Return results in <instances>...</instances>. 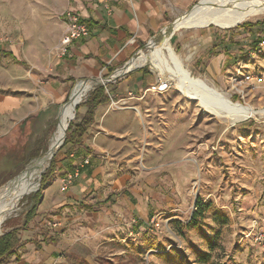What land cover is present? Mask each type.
Segmentation results:
<instances>
[{"label":"rangeland","instance_id":"1","mask_svg":"<svg viewBox=\"0 0 264 264\" xmlns=\"http://www.w3.org/2000/svg\"><path fill=\"white\" fill-rule=\"evenodd\" d=\"M69 1L0 0V94L24 90L32 74L41 77L50 71L64 47V12ZM260 21H264V13L241 18L231 26L210 23L174 28L173 36V31L169 32L170 43L185 68L197 77L191 87L200 88L216 108H225V96L236 103L264 108V45L260 44L264 24L248 25ZM241 27L240 34L234 36L232 33ZM210 31L214 42L211 56L204 62L199 58V63V45L192 44V38ZM225 35L244 44L236 46L240 51L219 65L216 43ZM3 49L12 51L17 60ZM159 59L174 69L167 50H162ZM141 70L146 73L144 82L110 103L116 113L130 119L128 135L116 139L120 152L115 157L117 171L111 172L114 178L83 198L92 202L97 197L101 201L109 197L113 203L86 206L88 214L84 213L75 226L65 227L62 251L49 264H264V116L231 122L177 87L162 86L161 70L150 61L129 73ZM129 73L108 82L112 84L109 88L122 83ZM86 82L74 85L61 119L59 105L44 118L42 131L30 136L29 125L20 140L13 136L0 142V157L21 152L18 145L28 139L40 150L17 175H13L14 161L1 159L0 201L18 185L27 189L3 218L0 235L25 225L32 208L28 201L40 196L46 185L42 186L43 176L53 178L66 147L58 154L55 170L50 169L52 162L44 168L64 139H60V131L74 117L77 103L82 116L83 104L100 85L88 82L89 90L73 102L80 83ZM73 121H78L76 116ZM2 130L4 126H0V134ZM118 181L123 188L114 189ZM123 194L130 197L127 202L114 203ZM217 214L227 216V222L216 218ZM44 229L38 234L48 238L49 230ZM205 253L210 256L202 262ZM34 254L31 264H48L42 260L40 249L33 253L20 244L0 264L23 263Z\"/></svg>","mask_w":264,"mask_h":264},{"label":"crops","instance_id":"2","mask_svg":"<svg viewBox=\"0 0 264 264\" xmlns=\"http://www.w3.org/2000/svg\"><path fill=\"white\" fill-rule=\"evenodd\" d=\"M197 1L199 0H70L68 9L81 15L82 21L90 28L89 36L78 38L63 49L48 73L41 77L32 74L24 90H17L10 95L0 94V126H4L0 136L31 116L43 113L44 119L50 110L68 100L79 80L111 75L123 67L140 47L146 45L180 14L192 8ZM240 29L242 27L232 34H240ZM192 39V44L199 45L198 59L201 58L204 62L211 56L210 50L214 45L212 31L202 33L201 36L196 34ZM242 44L244 43L233 36L220 37L216 43L220 52L219 65L232 58L231 55H236L240 51L237 48ZM198 62L200 63V59ZM145 74L142 70L129 73L122 83L114 86L118 89L115 97L125 92L132 93L136 86L144 82ZM88 82L91 81L86 83ZM110 103L101 104L95 109L94 121L82 141L66 146L65 156L60 159L53 178L46 183L39 197L28 201V207L36 204L35 216L21 231L20 246L23 245L26 251L33 253L40 249L44 254L42 260L48 264L62 251L61 243L67 232L65 227L72 223L75 226V222L81 220L84 213L88 214L87 209L93 203L107 200L101 201L97 197L88 202L83 198L93 191L98 192L114 178L112 174L117 171L115 157L120 152L116 139L128 135L130 129V119L116 113L115 109L110 108ZM82 107V116L79 117V108L76 123L86 117L88 107L84 104ZM36 121L33 119L30 123L35 125ZM87 158L89 162L85 163ZM77 169L79 176L68 189H64L63 179ZM121 185V181L116 182L114 189L121 188ZM127 198L130 197L123 194L114 203L125 204ZM109 202L113 203V200ZM42 229L49 230L48 238L38 234L40 230L41 234ZM34 258L35 254L18 264H31Z\"/></svg>","mask_w":264,"mask_h":264},{"label":"bare ground","instance_id":"3","mask_svg":"<svg viewBox=\"0 0 264 264\" xmlns=\"http://www.w3.org/2000/svg\"><path fill=\"white\" fill-rule=\"evenodd\" d=\"M263 13H264V0H203L194 8H192L184 15L179 17L174 22L173 29L180 27H189V26H203V25H208L210 23H216L223 26H231L241 18L253 17ZM168 34L169 32L163 31L162 33L154 37L151 40V45L148 48H145L142 52L138 53L137 56L128 65L127 69L132 70L150 61L156 69L161 70L160 77H161L162 86L177 87L182 92L190 95L193 98V100L199 99L200 100L199 104H201L205 108H208L216 115L231 122L244 120L250 117L264 116V108L257 109L254 108L253 106H246L242 103L233 102L232 100H230L229 96L223 97L224 105H225L224 109L216 108L210 102V99L204 96L205 93L199 91L200 89L199 87L198 90L192 88L190 83H195L197 77L195 78L194 76L196 75L194 76L192 75V73L189 71L190 70L189 68H188L189 70L185 68L182 59L176 53L175 49L171 45ZM162 50L168 51V57L173 62L174 69H171L166 65V63H164L162 60L159 59ZM123 71L124 70H120L117 73H122ZM178 73L180 74L181 77L178 75ZM88 81L95 83V81L92 80H88ZM88 90H89V84L87 83L80 84L73 98V102L76 103V101L79 100V98H81ZM217 100L221 102L220 98ZM78 104L79 103H77V105ZM73 114L74 117L69 121L67 127L65 126L66 129L68 128L70 122L73 121V119L75 118L76 112ZM66 129L65 130L62 129L60 131V135L62 136L60 138L61 140L65 136V133L63 131H66ZM47 160L48 158L44 159L45 164ZM25 171H23L22 174ZM22 174H20V176ZM20 176H18L16 179H18ZM15 180H13L12 183ZM26 189L27 188L25 186L18 185L14 189L13 193L10 192L11 194L7 195V197L4 200L0 201V224L2 223L3 218L15 206L16 201L26 191Z\"/></svg>","mask_w":264,"mask_h":264},{"label":"trees","instance_id":"4","mask_svg":"<svg viewBox=\"0 0 264 264\" xmlns=\"http://www.w3.org/2000/svg\"><path fill=\"white\" fill-rule=\"evenodd\" d=\"M260 24L261 25L264 24V21H260V22H257L254 24H248V25L249 26H259ZM257 42L258 41L256 39L254 41V43H257ZM2 52L6 55L14 57V54L12 51H7V50L3 49ZM14 59L17 60L15 57H14ZM110 86H112L111 83H108L106 85L100 84V85L96 86L95 89L90 94V97L84 103V105L88 107L86 117L79 123H75L74 121L70 122V125H69L68 130H67L66 141H65L64 145L62 146V148L54 156L52 164L50 166L51 170H54L55 162L57 161L58 154L68 144H77V143L82 141L83 136L88 132L90 125L94 121L95 109L101 104L112 102L114 100V97L116 96V94L118 92V89L114 88V87L109 88ZM107 89H108V91H106ZM78 105L76 107V109H77L76 110V119L78 118V110L80 108ZM64 109H65V105L62 106V108H61V111L59 114V119H61V116H62ZM52 111H53V109L50 110L49 114ZM33 119L37 120L36 121L37 123H35V125L30 123V121ZM43 120H44L43 119V113H39L37 115L29 117L28 119L16 124L9 131V133L0 136V142L3 140H7L13 136L15 137V140L16 139L20 140V138L24 135V132L27 130L29 125H31V133H30L31 135L30 136H33V133H36V132L38 133V132L42 131V121ZM35 143L36 142H34V146H33L31 141H29V139H28L22 145H18V148L21 149V152L16 153L14 155H10V156L6 155L3 157H0V165L2 164V162H1L2 158H3L2 160H5L6 162L10 161L12 159L14 161L13 166L15 167L13 175L19 174L21 172V170L24 168L26 163H28L30 160L36 158L39 155L40 150H38L36 148ZM39 158L33 160L31 162V164L28 166V168L26 169V171L32 166V164L37 162L39 160ZM49 179H50L49 177L43 176L42 186L45 185ZM110 200H111V198H108L104 202H98L97 205L104 206V204L109 202ZM35 209H36V205H33L32 208L27 212L25 225L23 227L22 226L21 227H14L10 231H5L2 235H0V260H3L4 258L13 254V252L16 251L17 247L19 246V244L21 242V231L24 230L26 228V226L30 223V221L34 218ZM216 218H221L223 220V222H227V220H228L227 216L221 215V214L220 215L217 214ZM209 256H210L209 253H205V254L201 255L202 262H205L209 258Z\"/></svg>","mask_w":264,"mask_h":264},{"label":"built area","instance_id":"5","mask_svg":"<svg viewBox=\"0 0 264 264\" xmlns=\"http://www.w3.org/2000/svg\"><path fill=\"white\" fill-rule=\"evenodd\" d=\"M64 18L66 23V31L62 37V43L65 49L74 40L87 37L90 34V28L87 23L83 22L81 15L72 9H68L64 12ZM261 45H264V40L261 41ZM85 163L89 162V158L85 159ZM79 170L70 172L63 179V188L68 189L74 182V180L79 176Z\"/></svg>","mask_w":264,"mask_h":264},{"label":"water","instance_id":"6","mask_svg":"<svg viewBox=\"0 0 264 264\" xmlns=\"http://www.w3.org/2000/svg\"><path fill=\"white\" fill-rule=\"evenodd\" d=\"M199 3V2H198ZM197 3V4H198ZM196 4V5H197ZM196 5H194V6H196ZM193 6V7H194ZM192 7V8H193ZM192 8H190V9H192ZM189 9V10H190ZM187 12V11H186ZM176 21V19L173 21V22H171L170 24H168V25H166L165 27H163L160 31H159V33H162L163 31L164 32H172L173 31V26H174V22ZM158 33V34H159ZM175 32L173 31V34H174ZM158 34H156L155 36H157ZM173 34H172V36H173ZM155 36H153L151 39H150V41L143 47V50L145 49V48H148L150 45H151V40L155 37ZM171 36V37H172ZM140 52V51H139ZM139 52H137V53H135V55L129 60V61H127L124 65H123V67L121 68V69H118V70H124L122 73H117L118 72V70L116 71V73L115 74H112V75H110L109 77H107V78H105V79H98V78H91V79H82V80H79V81H88V80H92V81H95V83H98V84H107L108 82H111V81H113L114 79H116V78H118L119 76H121V75H124V74H127V73H129L130 71H132L131 69H127L128 68V65L132 62V60L137 56V54L139 53ZM78 81V82H79ZM77 82V83H78ZM77 83H76V85H77ZM75 85V86H76ZM75 88V87H74ZM73 92H74V89L72 90V92H71V94H70V96H69V98H68V100L64 103V104H62L61 106H60V111H61V108H62V106H64L65 104H67L69 101H71V99H72V96H73ZM60 114V113H59ZM76 116V115H75ZM70 125V124H69ZM69 127V126H68ZM67 130H68V128L66 129V134H65V137H64V139L62 140V142L54 149V151H53V153H52V156H51V158H50V160H49V162H48V165L44 168V170L51 164V162L53 161V158H54V156L56 155V153L62 148V146L64 145V143H65V141H66V138H67ZM43 170V171H44ZM42 171V172H43ZM42 172L40 173V178H41V174H42ZM39 183H40V180H39ZM40 185V184H39ZM39 188V187H38ZM38 188L37 189H35L34 191H36V190H38ZM3 234V233H2ZM1 234V235H2Z\"/></svg>","mask_w":264,"mask_h":264}]
</instances>
